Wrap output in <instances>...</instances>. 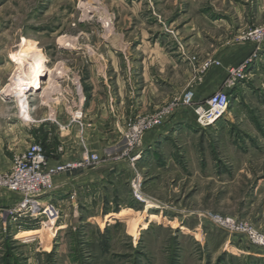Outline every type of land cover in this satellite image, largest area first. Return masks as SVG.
Masks as SVG:
<instances>
[{"label": "rangeland", "instance_id": "rangeland-1", "mask_svg": "<svg viewBox=\"0 0 264 264\" xmlns=\"http://www.w3.org/2000/svg\"><path fill=\"white\" fill-rule=\"evenodd\" d=\"M251 1L0 0L2 170L10 169L13 157L33 142L37 119L47 113L66 120L72 99L77 101L82 90L102 92L106 82L115 95L121 86L125 97L126 88L143 85L151 74L172 80L174 94L166 102L155 111L127 117L122 154L130 125L181 99L187 70L192 83L207 71L204 63L214 59L219 64L212 67L228 73L220 89L247 84L243 94H230L229 108L216 124L171 133L176 144L168 143L159 152L170 159V152L179 151L176 166L158 171L147 165L143 171L138 158L131 165L132 174L123 176L128 182L121 177L94 199L84 190L52 198L45 201V215L35 220L13 221L0 214V264H252L245 238L209 219L216 213L264 230V194L254 187L264 179V41L246 38L264 26V15L247 22ZM239 2L247 4L244 10ZM213 12L216 17L209 19L217 22L205 17ZM230 16L233 29L214 28ZM213 38L253 46L237 65L247 67L234 87H228L227 80L237 66L227 67L214 55ZM31 61L41 70L26 92ZM157 98L162 100L161 95ZM185 108L190 107L173 108L166 120ZM77 113L83 117V111L74 116ZM134 172L142 176L147 203L132 195ZM149 203L157 206L150 208Z\"/></svg>", "mask_w": 264, "mask_h": 264}, {"label": "crops", "instance_id": "crops-1", "mask_svg": "<svg viewBox=\"0 0 264 264\" xmlns=\"http://www.w3.org/2000/svg\"><path fill=\"white\" fill-rule=\"evenodd\" d=\"M239 5L242 6L241 9L243 10L247 6V4L243 3L242 5L240 2ZM251 8V13L247 14V22H251V19H261L262 15H264V0L251 1ZM207 15L205 17L208 20L210 17H216L217 13L213 12L211 14L213 16ZM209 20L212 21L211 19ZM224 23L214 28L219 29L223 25H227L226 27L233 29L231 26L234 25L235 20L231 18ZM213 41L214 55L220 58L227 67L240 64L250 54L253 47L250 43L233 42L223 44L221 38H213ZM165 58L166 60L169 58L171 61L173 59L171 56H165ZM158 66L159 64L156 65V67ZM227 74L226 70L222 68L212 67L201 75L199 79L195 78L190 83L191 74L187 70V74L185 73L186 81L181 87V91L183 93L186 89L191 88L194 91L195 100H203L207 95L222 87ZM101 81L104 85L105 79ZM105 84L106 86L102 87V92L98 88L88 90L87 94L82 90L81 97L77 101L75 98L72 99V101L74 100L72 105L69 106L68 110L66 109L70 112L66 120L60 115L51 118L47 113L37 119L39 123L35 125V130L31 134L32 140L43 144L46 155L52 164L76 161L82 157L85 149L96 152L106 158L104 162L97 166L75 169L72 172L57 175L55 177L56 187L50 195L43 198L44 201H49L52 198L57 200L66 195L81 193L82 190H84L89 199H94L100 194H104L107 185H111L116 180L119 181L121 177L124 180L123 176H130L132 174L131 163L128 158H121L119 154L121 153V138L127 117L155 111L174 94L172 80L168 76L163 78L156 74H151L143 85L139 84L133 90L124 88L125 97L121 96L123 95L121 86L117 95H115L113 91L111 92L106 82ZM246 89L247 84L240 83L229 90V92L231 96L233 94L239 95L243 94ZM160 95L162 100L158 101L157 97ZM74 106H76L75 109ZM61 109L62 107L59 109L60 113L62 112ZM79 110L83 111V117L74 120V113ZM25 114L30 115V110L25 111ZM52 127H55V131H53L54 128L52 129ZM198 127L192 109L185 108L174 116H170L163 125L148 131L143 137L139 157V164L144 163L141 166L143 171H145L147 165L158 171H164L172 165L176 166L175 160L177 155H179V151L175 152L173 150V152H170V159H166L165 152L161 155L159 148H164L168 143H173L172 146L176 144L171 133L180 129L181 132H189L196 130ZM5 157L8 158L6 155ZM261 180L264 179H259L254 187L255 190L264 194V182H261ZM124 181L128 182V178ZM129 194L131 196L130 190ZM19 199L20 196L17 193L0 189V208L13 206ZM109 204L112 205V202L110 201ZM262 221L264 222V220ZM241 236L251 246L246 248V257L253 261L252 264H264V247L254 245L246 236Z\"/></svg>", "mask_w": 264, "mask_h": 264}, {"label": "built area", "instance_id": "built-area-1", "mask_svg": "<svg viewBox=\"0 0 264 264\" xmlns=\"http://www.w3.org/2000/svg\"><path fill=\"white\" fill-rule=\"evenodd\" d=\"M254 43L264 41V26L257 27L246 37ZM218 61L211 59L204 63L203 71L210 69ZM247 64L233 67L227 80L228 87H234L236 82L245 77ZM178 103V104H177ZM161 113L139 117L130 125V134L127 136L128 147L120 154V157L128 158L131 165L140 157L141 152H135V147L142 144L143 136L147 131L159 127L173 111V108L189 106L199 127H207L216 124L227 112L230 105L229 90L220 89L210 94L204 100L196 101L194 91L188 88L181 99ZM180 103V104H179ZM80 114H75L74 119H80ZM62 149V148H61ZM98 153L85 149L82 157L76 161H64L52 164L47 157L41 142L34 141L21 154L12 159L9 170H2L0 166V189L17 193L20 196L13 206L0 208V214L7 215L13 221L37 219L45 215L47 207L43 198L50 195L55 187V177L59 174L69 173L75 169H85L97 166L104 162ZM142 176L134 172L130 179V188L133 197L140 202H148L142 191ZM48 217L50 215L48 214ZM209 219L218 227L236 234L244 235L257 246L264 247V232L258 230L250 223L236 218L224 217L220 214H209Z\"/></svg>", "mask_w": 264, "mask_h": 264}, {"label": "bare ground", "instance_id": "bare-ground-1", "mask_svg": "<svg viewBox=\"0 0 264 264\" xmlns=\"http://www.w3.org/2000/svg\"><path fill=\"white\" fill-rule=\"evenodd\" d=\"M41 70V67L38 63L31 61V63L29 64L28 70L26 71V80H25V84L23 88L26 92L28 90H30L34 84L36 83V81L39 79V71ZM20 96H24V93H19ZM26 102L23 103V105L25 106ZM27 107V105L25 106V108ZM157 204L155 203H149L148 207L152 208V207H156Z\"/></svg>", "mask_w": 264, "mask_h": 264}]
</instances>
